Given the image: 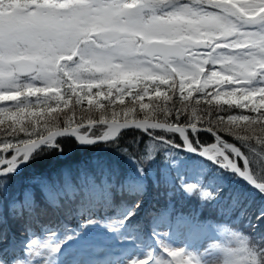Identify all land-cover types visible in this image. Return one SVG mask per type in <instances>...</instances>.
<instances>
[{"label":"snow or ice","instance_id":"obj_1","mask_svg":"<svg viewBox=\"0 0 264 264\" xmlns=\"http://www.w3.org/2000/svg\"><path fill=\"white\" fill-rule=\"evenodd\" d=\"M218 64L230 74L204 70L206 65L215 69ZM213 80L217 88L223 83V89L206 91ZM189 81L200 86L193 89ZM132 82L142 87L133 92ZM162 87L168 91H162ZM93 88L97 89L94 93ZM126 94L131 97L133 108L138 103L141 112L149 108L143 102L149 96L152 111L160 113L163 120L155 117L153 122L147 118L130 120L133 108L125 105L123 122L116 119L119 114L115 112L111 120L103 114L99 120L88 118L89 130L95 125L108 128L103 134H94V138L88 132H79L84 127L80 122L75 128L67 125L50 130L59 114L67 116L64 109L74 113L75 108L87 101V111L91 112L94 97L96 109L102 107L100 97L107 99L109 105L116 100L123 105ZM113 95L115 100L111 99ZM33 97L34 100L30 99ZM3 101L14 103L0 106V192L6 191L9 182L21 171L33 166L44 151L59 149L55 142L58 136L75 135L82 144L114 143L121 129L135 127L149 135H152L149 130L157 129L178 133L183 139V150L204 158L218 176L243 178L264 197V174L249 171L255 156L264 154V0H0V102ZM232 107L247 109L255 115L219 114ZM197 108L203 113L198 121L193 118ZM25 109L37 110L27 113L31 117L29 123L20 119ZM183 117L187 119L181 124ZM80 119L83 121L85 117ZM189 131L193 136L206 131L218 143L204 147L199 140L189 139L186 134ZM219 132L233 136L247 151L224 142ZM20 133L26 138L21 139ZM153 139L166 147L181 148L163 136ZM226 150H230L231 158ZM11 153H14L11 159L4 158L3 154ZM238 160L243 161V169ZM144 175V169L137 167L135 176L117 184L115 177L109 182L105 173L103 205L90 203L79 211L91 214L99 207L111 206L114 193H142ZM178 179L189 194L197 187L185 185L183 176ZM224 188L223 182L214 191L200 187L199 194L202 199L214 200L223 194ZM229 198L248 214L250 227L264 228V204L253 206L254 202L242 192H229ZM25 200L30 201L29 220L24 224L26 232L39 224L53 242L42 245L36 240L21 242V249L28 253L23 260L16 259L7 249H0V264H66L65 246L69 241L75 239L82 247L89 246V238L80 232L61 239L57 226L43 221L42 218L62 211L58 203L47 200L37 203L27 193ZM140 206L137 202L132 208L122 207L118 218L89 219L81 227L99 223L120 235L121 240H134L123 235L122 230ZM12 207L15 209L17 205ZM161 222L154 220L152 235L171 259L152 249L145 253V259H134L130 264H192L190 252L166 243L161 236L168 234L155 231ZM236 239L242 247L225 249L223 264H264V246H248L246 238L238 234Z\"/></svg>","mask_w":264,"mask_h":264},{"label":"trees","instance_id":"obj_2","mask_svg":"<svg viewBox=\"0 0 264 264\" xmlns=\"http://www.w3.org/2000/svg\"><path fill=\"white\" fill-rule=\"evenodd\" d=\"M132 83L133 92L142 87L135 82ZM176 83L178 88L179 78H177ZM188 85H191L193 89L200 86L192 81H189ZM188 85L185 87V95H187ZM221 89H223V83L220 88H217L214 80L210 81L206 87V91L209 92H218ZM96 90L93 88L92 92L94 93ZM161 90L168 91L165 87H162ZM104 91L107 92V88ZM113 92L115 93V90ZM193 95L196 96L197 93L194 91ZM93 99L94 105L91 112L87 111L89 108L87 101H84L81 107L75 108L74 113L69 109H64L67 116L63 113L59 114L54 124L50 125V130L64 128L67 125L74 127L77 122L88 123V118L99 120L102 114L106 119L111 120L114 112L119 114L116 119L123 121L122 109L124 106L133 108L129 94L125 95L123 105L118 100L109 105L108 100L104 97L98 98L102 105L100 109L95 108L97 98L94 97ZM111 99L115 100V95ZM150 99L149 96L144 97L143 102L149 104V108L145 109L144 112L139 111V104L137 103L129 114V119H153L155 117V120L162 121L163 116L152 111L153 104L150 103ZM224 99H228V97H224ZM13 103L10 101L7 104H0V106L8 107ZM221 103L223 104V101ZM193 106L195 107V101H193ZM52 107H56L54 102ZM71 107L70 102L69 108ZM223 107L228 108V105L224 104ZM13 111L15 110L13 109ZM29 111L37 110L25 109V113L20 116L22 122H30L31 117L27 116ZM145 113H148L147 117ZM219 114L227 116L238 115L239 113H236L232 107L229 111ZM202 115L203 113L197 108L193 118L198 121ZM81 116L85 117L83 121L80 119ZM211 118L214 119L215 116ZM185 119L187 117L181 119V124H184ZM6 122L10 123V121ZM200 126L198 124V127ZM105 129L104 125L93 126L89 135L94 138V134H103ZM86 130L87 128H84L80 131L84 133ZM149 131L152 132V135L138 129H126L117 135L114 143L103 142L92 145H79L70 137L56 138L55 142L59 145V149L53 148L50 151H44L36 158V163L33 166L25 168L23 172L16 175L9 182L7 190L0 192V216H3V222L0 223V249L9 245L8 237L10 234L17 238L31 240L32 233H35L36 225L32 226L31 232H26L24 227V224L29 220L28 204L30 201L25 200L26 193L29 194L30 198H35L37 203H43L46 200L50 203H58L62 211L42 218L45 223L51 221L58 225L60 223L59 217L64 221L69 220L72 209L78 213L81 206H87L90 203L103 205L101 197L105 173L108 174L109 182L112 181V177H115L116 183L119 184L124 178L135 176L137 167H142L145 171L143 177L144 191L133 194H129L127 191L123 194L114 193L111 206L99 207V209L106 210L107 218H118V211L122 207L132 208L137 202H140L141 206L135 209V215L127 224L132 223L153 230L154 220L160 219L159 216L165 214L164 218L167 220L168 227L171 226L172 221L178 219L194 223L199 227L221 229L227 238L224 241L221 240L220 243L226 249L242 247L240 241L236 239V234L245 237L248 246H264V228L254 229L249 226L248 214L243 213L239 205L233 204L229 198V192L247 194V198L254 202L253 206L264 204V197L238 177L233 175L218 176L216 169L205 159L190 154L181 148L163 146L153 139L154 136H163L165 139L180 145V137L177 133H166L162 130ZM219 134L237 147H241L242 151H247L233 136L223 132H219ZM19 135L21 139L26 138L24 133ZM197 136L207 138L206 134L199 132L196 135V140H199V143H206ZM196 140L191 137V141L195 142ZM229 156L231 157V155ZM238 165L243 168L242 161L238 160ZM249 170L256 174H264V154L255 156ZM178 176L184 177L185 185H197L191 194L185 192L180 185ZM65 177H67V184ZM222 182L225 188L222 189L223 194L219 198L214 200L201 198L200 187L214 191L215 187ZM210 185L211 187H209ZM142 200H147L149 204L146 206L145 203L141 202ZM13 204L17 205L15 209L12 207ZM109 208L111 210H108ZM141 208L146 209L143 220L140 219L141 213L139 211ZM37 225L39 226V224ZM139 231L144 239L143 228H140ZM227 240L231 244L222 243V241L227 242Z\"/></svg>","mask_w":264,"mask_h":264},{"label":"rangeland","instance_id":"obj_3","mask_svg":"<svg viewBox=\"0 0 264 264\" xmlns=\"http://www.w3.org/2000/svg\"><path fill=\"white\" fill-rule=\"evenodd\" d=\"M8 102L10 101H3L0 102V104H7ZM233 108L235 112L239 114L243 113L245 115H249V114L255 115L254 113H249L247 109H241L236 107ZM79 132L81 131L79 130ZM206 136L208 139L207 140L205 139L204 141L207 144H212V142H214V137H212L210 134H206ZM60 137H68V136H60ZM60 137H56V138H60ZM221 138L223 137L221 136ZM224 140L231 142L228 139H224ZM181 149L183 150L182 146ZM226 152L228 155H231L229 150H226ZM12 154L13 153H11L10 155L3 154V156L5 159H9V157ZM101 210L102 209L97 211V215H94L93 213L82 214L79 211L78 219L76 218L75 220L72 217H70L69 224L65 226L66 229L69 228L68 230H65L64 229L65 227L63 226L60 227L58 226V228L64 229L63 231L58 232L61 236V239L64 236H71L73 235V232L81 229L82 230L81 234L87 236L90 241L89 246L87 247H82L79 241L75 239L69 241L68 244L65 246L64 259L66 261V264H73V261L77 262V264H87V262L89 261L97 262V264H106V262L108 261H114L115 264H130V262L133 261L134 259L136 260L145 259L146 258L145 253L150 251L149 249L150 244L144 241L142 242L140 247H135L133 243L138 242V240H141L140 234H138L137 231L134 232L135 234L132 236L134 237V240H121L120 236H118L116 233L110 232L107 227L101 226V224L99 223L88 224L86 227L83 228L81 227V225L85 224V222L89 219L99 220L98 215H101L102 213ZM139 212L141 213L140 219L143 220L145 217L144 213L146 212V210L141 208ZM161 221L162 222L159 224V226L155 228V231L161 234L164 233L168 234L167 236H161V238L164 239L166 243H170L173 247L176 248H184L186 249V251L190 252L192 254V264H196L198 260L201 261V264H223L225 258L224 250L226 248L223 247L220 242L221 240L223 241L226 240L227 237L221 229L218 230L213 228H207L205 229L206 232H199V230L196 229L189 238L188 236H186L188 231L187 224L179 223L177 226L178 228L175 231L174 229L168 231L167 229H165L166 227L164 225L165 221L164 220ZM47 234L48 236H46L44 239L43 238L37 239L38 244L42 245L44 243L53 242L49 239V233ZM122 234L129 236L130 233L129 231H127V229H123ZM223 241H222L223 244L229 243V240H227V242H223ZM21 242L25 244L23 239L19 238V240H16L13 237V235H10V244L7 245V247H5L4 249H7L10 254L14 253L16 259L22 260L24 255L23 257H21L23 252L20 247ZM140 251L143 252L140 253ZM156 251L161 253V255L165 259H171V257H168L167 255H164L162 253L163 251L160 248V246L156 249ZM27 257H28V253L26 254L25 258Z\"/></svg>","mask_w":264,"mask_h":264},{"label":"water","instance_id":"obj_4","mask_svg":"<svg viewBox=\"0 0 264 264\" xmlns=\"http://www.w3.org/2000/svg\"><path fill=\"white\" fill-rule=\"evenodd\" d=\"M139 120H143V119H139ZM149 120V122H153V120H151V119H148ZM121 122H123V121H121ZM87 124L88 123H83V125H84V127H82V128H88L87 127ZM104 126H106V125H104ZM76 127V126H75ZM75 127H73V128H75ZM82 128H80V129H82ZM59 129H63V128H59ZM79 129V130H80ZM106 131H108V128H107V126H106ZM126 129H137V128H135V127H129V128H124V129H121L120 130V132L121 131H123V130H126ZM56 130H58V129H56ZM56 130H53V131H56ZM138 130H142V129H138ZM157 130H159V129H157ZM143 131V130H142ZM87 132L89 133V129L87 130ZM119 132V133H120ZM190 132V131H189ZM203 132H206V131H203ZM81 133V132H80ZM118 133V134H119ZM206 133H208V132H206ZM47 134V133H46ZM45 134V135H46ZM81 134H83V133H81ZM178 134V133H177ZM187 134V133H186ZM209 134V133H208ZM179 135V134H178ZM64 136H68V137H71V138H73V139H75L80 145H85V144H82L80 141H78L77 140V138H76V136L75 135H71V134H66V135H64ZM58 137H60V136H58ZM181 138V137H180ZM224 142H226V143H229V144H233V143H231V142H228V141H225L223 138H221ZM182 141H183V139H182ZM98 143H100V142H98ZM216 143H218L216 140H215V138H214V142H212V144H216ZM96 144V143H95ZM212 144H210V145H212ZM209 145V146H210ZM234 145V144H233ZM236 146V145H235ZM205 147V146H204ZM183 148V147H182ZM186 151V150H185ZM14 154V153H13ZM12 154V155H13ZM192 154H195V153H192ZM196 155V154H195ZM9 159H11V156L9 157ZM204 159V158H203ZM250 171V170H249ZM239 179H241L243 182H245L244 180H243V178H239ZM246 184H248L247 182H245ZM249 186H251L250 184H248ZM251 187H253L254 188V186H251Z\"/></svg>","mask_w":264,"mask_h":264},{"label":"flooded vegetation","instance_id":"obj_5","mask_svg":"<svg viewBox=\"0 0 264 264\" xmlns=\"http://www.w3.org/2000/svg\"><path fill=\"white\" fill-rule=\"evenodd\" d=\"M204 70L206 71V72H210V71H212V70H215V71H218V72H221L224 76H227V75H229L230 73L229 72H224V71H222V69H221V67H220V65L218 64V65H216V67H215V69H213L212 68V66L211 65H206V66H204ZM202 133H205V134H208V133H206V132H203L202 131ZM188 135H189V137L191 138H196L195 136H193L192 134H191V132H188ZM209 136V135H208ZM199 139L201 138V140L202 141H204L205 139L207 140L208 138H202L201 136H197ZM210 137V136H209ZM211 138V137H210ZM205 142V141H204ZM230 151V150H229ZM226 154H227V152H226Z\"/></svg>","mask_w":264,"mask_h":264},{"label":"bare ground","instance_id":"obj_6","mask_svg":"<svg viewBox=\"0 0 264 264\" xmlns=\"http://www.w3.org/2000/svg\"><path fill=\"white\" fill-rule=\"evenodd\" d=\"M188 135V134H187ZM180 137V136H179ZM195 137H196V135H195ZM189 139L191 140V138L189 137ZM194 140H196V138H194ZM180 145L183 147V141H182V138H180ZM200 145H203V146H205V147H208L209 146V144H202V143H200ZM243 169V168H242ZM251 172V171H250ZM142 201H144V202H142ZM141 202L142 203H147V200H142ZM165 214H161L160 216H159V218H160V220H164L165 221V223H167V220H165ZM11 235V234H10ZM10 235H9V244H10Z\"/></svg>","mask_w":264,"mask_h":264}]
</instances>
